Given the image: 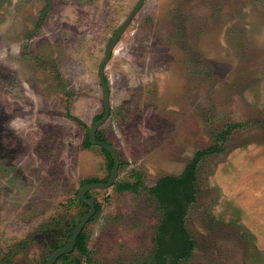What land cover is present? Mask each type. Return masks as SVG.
Masks as SVG:
<instances>
[{
	"label": "rangeland",
	"instance_id": "1",
	"mask_svg": "<svg viewBox=\"0 0 264 264\" xmlns=\"http://www.w3.org/2000/svg\"><path fill=\"white\" fill-rule=\"evenodd\" d=\"M137 0H0V264H44L87 211L78 188L109 176L87 128L98 69ZM115 184L85 252L54 264H150L162 218L148 187L194 154L193 239L182 264H264V0H144L106 65Z\"/></svg>",
	"mask_w": 264,
	"mask_h": 264
},
{
	"label": "trees",
	"instance_id": "2",
	"mask_svg": "<svg viewBox=\"0 0 264 264\" xmlns=\"http://www.w3.org/2000/svg\"><path fill=\"white\" fill-rule=\"evenodd\" d=\"M102 115L103 111L96 119L100 118ZM96 138L110 143L102 136L99 130L96 131ZM85 145H89L88 137L85 141ZM100 148L108 157L107 167L111 170L113 163L112 158L105 149L102 147ZM210 152H212L210 149L196 152L190 162L186 164L180 175H167L161 177L156 181L155 185L148 187L147 190L149 194L156 199L157 208L162 210V218L154 237L156 248L152 253L150 264H182V260L191 254L194 242L185 226L184 219L186 208L195 200L196 196L194 176L197 162L201 156ZM107 179L108 177L104 180L95 181L105 182ZM92 181L94 180L90 182ZM114 184L120 191H136L139 186L138 182L129 181H117ZM85 196L89 197L87 193ZM84 205L87 207L86 204ZM95 207L97 211L98 205L96 203ZM84 239L85 236L82 230L77 236L74 248H78L81 252H85ZM65 255L67 254H63L62 256Z\"/></svg>",
	"mask_w": 264,
	"mask_h": 264
},
{
	"label": "water",
	"instance_id": "3",
	"mask_svg": "<svg viewBox=\"0 0 264 264\" xmlns=\"http://www.w3.org/2000/svg\"><path fill=\"white\" fill-rule=\"evenodd\" d=\"M144 0H137L133 9L129 12L128 16L123 20V22L119 25V27L115 30L113 35L108 40L104 56L101 60L98 69V77L102 87L103 93V115L96 119L88 128H87V137L88 142L91 145H99L103 149H105L110 157L112 158V167L108 176L107 181L105 182H89L81 185L77 190V197L81 202L87 205L88 210L81 216L80 220L75 224L70 234L69 239L67 242L59 247L56 248L46 259L44 264H54L55 261L62 256L63 254H67L74 249V246L77 241L78 234L82 231L83 226L85 223L93 216L95 213V199L93 197H86L85 194L88 190L93 188H107L113 185L118 176V168L120 164V157L118 154L117 149L111 143H108L105 140H98L96 138V131L98 128L107 120L110 114V91L108 87L107 80L105 79V68L106 65L111 57V54L114 50L115 45L118 43L121 35L130 24L133 17L137 14L140 8L143 5Z\"/></svg>",
	"mask_w": 264,
	"mask_h": 264
},
{
	"label": "flooded vegetation",
	"instance_id": "4",
	"mask_svg": "<svg viewBox=\"0 0 264 264\" xmlns=\"http://www.w3.org/2000/svg\"><path fill=\"white\" fill-rule=\"evenodd\" d=\"M86 193H87V192H86ZM95 211H96V207H95ZM88 221H89V220H88ZM88 221H87V222H88Z\"/></svg>",
	"mask_w": 264,
	"mask_h": 264
}]
</instances>
